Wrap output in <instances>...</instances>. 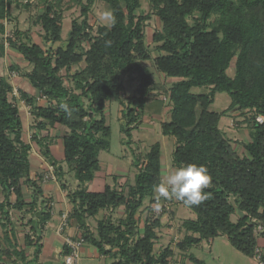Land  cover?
Wrapping results in <instances>:
<instances>
[{"label":"trees","instance_id":"trees-1","mask_svg":"<svg viewBox=\"0 0 264 264\" xmlns=\"http://www.w3.org/2000/svg\"><path fill=\"white\" fill-rule=\"evenodd\" d=\"M29 1L0 0V31L11 6L28 5ZM69 1L80 5L82 18L72 21L64 47L44 51L27 35L29 42L21 41L20 37L19 43L9 39L23 59L32 64L26 74L29 82L48 100L47 105L37 106L35 98L21 92L38 120L31 138L46 161L56 166L58 161L39 131L55 123L66 128L67 132L61 137V162L71 166L77 180L78 187L67 192V196L74 205L70 216L78 228L84 226L85 215L93 216L100 210L123 204V219L100 224L97 236L91 232L81 234V238L97 247L101 254H109V264H169L173 256L169 246L164 247L158 257L153 255L159 219H146L142 233L134 237L136 214L144 200L153 196L154 185L161 182L158 141L150 145L142 160L139 157L133 160L137 172L126 197L108 184L100 192L82 188L83 183L100 170V150L109 149L111 128L104 114L107 102L119 99L124 90L120 74L131 72L138 79L135 93L122 111L125 125L121 129L128 138L140 121L153 90V75L143 63L151 59V54L143 37L144 18L136 14L140 0H103L109 6L110 23L99 26L95 34L88 23V12L97 0ZM149 1L162 24L161 32L153 36L154 41L160 43L157 50L162 52L153 58L154 68L166 77L178 78L167 91L170 113L169 120L160 123L161 134L175 140L172 156L175 166L202 164L211 176V187L204 190L209 194L208 199L199 206L188 207L195 218L183 222L187 232L175 247L187 251L202 240L223 235L236 250L253 256L257 244L251 219L264 228V124L254 122L253 140L243 144L247 154L240 155L219 128V119L235 108L250 111L253 121L257 114H264V0ZM61 2L42 0L44 9L37 23L41 25L42 39L46 43L62 40L61 12L57 10ZM83 43H87L88 48L77 51ZM2 52L0 45V55ZM233 58H236L234 74L230 76L227 69ZM81 61L85 66L71 77L74 89L66 87L60 71L69 70ZM196 86L209 87V90L192 92L191 88ZM11 89L0 76V184L4 187L16 184L30 171L31 146L22 139L19 109L9 98ZM216 92H226L230 97L229 106L220 112L209 110ZM65 107L70 110V117ZM55 173L60 179L61 167L57 166ZM34 186L41 195L40 186L35 182ZM15 193L21 196L20 187H15ZM7 204L0 201V214H8ZM23 206L21 201L13 208ZM237 209L244 215L240 216ZM231 215H235L236 220H232ZM47 216L48 212L44 211L43 218ZM38 223L31 221L34 234ZM4 236L9 239L7 231ZM1 244L0 255L7 254L8 248L4 249ZM38 249L36 245L35 250ZM188 258L194 264H205L193 255ZM261 261L264 262V252Z\"/></svg>","mask_w":264,"mask_h":264},{"label":"rangeland","instance_id":"rangeland-1","mask_svg":"<svg viewBox=\"0 0 264 264\" xmlns=\"http://www.w3.org/2000/svg\"><path fill=\"white\" fill-rule=\"evenodd\" d=\"M24 3V2H23ZM43 3L42 0H31L28 5H12L8 16L3 20V30L0 31V45L3 46L2 55H0V76L3 77L12 87L9 93V98L14 102L19 109V114L22 121V139L29 143L31 149L29 151V160L31 162V170L28 176H22L18 179L16 184L12 183L8 187H4L0 184V201L8 203V214H0V242L1 246L9 247V242L4 238L5 231L12 233L15 240L24 237L25 245H31L34 243L32 235L34 233L31 230V221H34V217L41 212L39 208V195L36 193L34 182L39 186L43 180L59 181L63 185L64 189L73 191V186L76 185L77 180L74 178L71 166L61 162L62 147L61 137L67 130L63 126L55 123L53 125H46L45 128L39 131V135L46 138L49 148L53 151V156L58 161V165L53 166L46 158L41 155L39 146L33 141L31 136L35 131V125L37 118L31 113L30 105L24 100L21 92H25L28 96L35 98V104L38 106H45L48 103L47 98L42 96L40 92L34 88L27 78V73L31 71L32 64L23 59L21 54L11 45L9 42L21 41L29 42L25 38V35L30 37V41L39 44L44 51L55 50L57 47H64L67 44V37L71 29V23L73 20L80 21L81 7L78 4H72L69 0H62L60 6L57 8L61 12L60 23L62 26L61 37L62 40L55 43H46L43 41V30L41 25L37 23V17L42 13ZM109 6L103 0L95 1L88 12V23L91 27V32L96 33L99 26H109L110 19L108 16ZM136 14L144 18L143 24V37L144 42L151 54V59L143 61V63L151 71L154 84L153 90L147 98V107L141 115V119L135 125V128L131 131V137L128 138L123 130L122 125H125V120L122 117L123 108L129 104L130 97L135 93V89L138 84V79L134 73L127 72L121 73L120 77L123 81L124 90L120 93L119 99L108 101L105 108L106 124L111 128L110 146L108 150H100L99 152V164L100 172L98 177L104 178L106 173L112 172L113 182L115 189L119 194L127 196L129 193L130 185L133 184L134 174L137 172V168L133 163L135 157L143 159L150 145L153 142H159L161 145V151L164 153L161 156L162 173L161 181L164 179L165 167H168L169 171H174L177 166L174 165L173 157L171 160V154L173 156V145L175 147V140L172 136H163L160 130V123L169 120L170 103L168 100L167 91L171 85V80H177L178 78H169L164 74L159 73L154 68L153 58L162 52L157 50V45L160 44L154 41V33L161 32V21L156 13V10L152 7L149 0H140V7L137 9ZM20 30L25 32L24 35H18L16 32ZM27 33V34H26ZM21 38L20 40L18 38ZM88 44L83 43L82 48H77V51L81 49H87ZM235 59L233 58L227 73L232 76L234 74ZM85 62L81 61L78 64L72 65L69 70L63 68L60 74L63 79V83L66 87L74 89L72 75L75 71L83 68ZM209 87L196 86L192 87L191 91L195 93L207 92ZM87 105V100H84ZM230 104V97L226 92H216L212 103L209 105V110L220 112L226 109ZM254 122L252 119V113L244 109H233L226 112L219 119V127L224 133L225 137L230 141L234 149L240 154H247L243 148V144L252 142L254 135ZM174 142V143H173ZM50 149V150H51ZM51 151V153H52ZM172 152V153H171ZM40 156L41 159L38 157ZM45 161L46 164L42 167L38 165ZM59 166L62 169L63 175L59 179L55 173V168ZM53 175L54 178L49 177ZM51 175V176H52ZM47 176V177H46ZM100 177V179H101ZM106 182H110L109 175L105 176ZM65 184H64V183ZM15 187H20L21 196H17L15 193ZM78 187V184H77ZM76 187V188H77ZM82 188L85 189L84 186ZM158 193L153 194L151 197H147L142 207L138 210L137 216V232L134 237H137L142 233L144 222L146 219H159L162 216H166V220H163V227L170 230L163 232L159 229L154 241L153 255L158 257L162 253V249L166 246H172V242H177L182 239L185 232L183 222L187 219H194L195 214L186 206L179 203L175 199L165 200L160 198L157 200ZM24 203V206L20 209L13 208L15 203ZM32 205V206H30ZM98 216H84V226L79 227L81 234L84 232L92 233L97 236L98 227L100 224L107 225L108 222L117 223L124 217L123 204L115 208H107L100 210ZM114 214V215H113ZM90 218L92 220H90ZM233 220H236L235 215H231ZM85 219L89 220V224ZM75 221V220H74ZM76 223V222H75ZM160 225L156 228L158 229ZM78 226V225H77ZM24 234V236H23ZM185 235V234H184ZM170 238H169V237ZM172 236V237H171ZM166 237L169 239L166 240ZM221 236L214 238L213 248L217 245L222 253V257L219 260L214 256V250L211 252L207 247H191L189 253L196 257H201L206 264H239L234 255H239L236 250H233L229 246L223 248ZM167 241V242H166ZM210 244V241L208 242ZM228 249L230 251H228ZM176 258L171 259V264L178 263L179 260H186L188 257L185 254L179 253L177 248ZM81 256V255H80ZM107 257H103L102 260L108 263L110 260L109 254ZM27 257H25L26 259ZM83 260L79 259V264H82Z\"/></svg>","mask_w":264,"mask_h":264},{"label":"crops","instance_id":"crops-1","mask_svg":"<svg viewBox=\"0 0 264 264\" xmlns=\"http://www.w3.org/2000/svg\"><path fill=\"white\" fill-rule=\"evenodd\" d=\"M61 147H62V140H61ZM173 148H174V145H173ZM52 154H53V151H52ZM162 154L164 153L161 151V156ZM38 157L41 159L40 156ZM171 160H172V154H171ZM45 164L46 162L42 161L38 166L42 167ZM162 167L163 165L161 162V172H162ZM30 170H31V162H30ZM99 172L100 170L95 173L93 178L86 180L83 183V186L85 187L87 191L100 192V191H103L106 184L110 186L114 185L113 182L111 184V181L113 179V175L111 171L109 173L107 172L105 175V176L109 175L110 177V182L108 183L106 182L105 176L104 178L100 176L101 179L100 177H98ZM39 186L42 190V194L39 195L40 197L39 198V208L41 212L37 215L36 218L34 217L35 221L39 222L38 223L39 225L37 226V230L35 234L31 236L32 239H34V243L31 245H25L24 237L19 238V241L18 239L15 240L14 238L15 236L13 237L12 233L7 231L9 235V239H8L9 241L7 240L9 242V247H8L9 252L7 254L2 253V255H0V264H24L27 261H32L31 264H63V252L65 250L64 242H65L66 237H73V238L81 237L80 229L78 228L74 219L70 216L74 205L67 196L68 190L66 188L64 189L61 183L55 180L54 181L43 180L39 184ZM76 187H77V183L72 188L75 189ZM44 211L48 212V216L46 218H43ZM99 212L97 213L96 216L100 214ZM64 217H66L65 224L62 225ZM166 218L167 217L165 215L160 218V222L162 225L158 229L155 230L156 236L159 234L157 233L159 229L163 230V232L165 231V233L166 231L170 230L169 228L163 227V220H166ZM90 220L92 219L90 218ZM35 221H32V222L34 223ZM85 221L87 224H89L88 219H85ZM186 232L187 231L185 230L184 234H186ZM220 236L224 238V239H221L223 248L229 246L233 250H236L229 243V241L227 240L225 236L223 235H220ZM166 240L168 241L169 239L166 237ZM213 240L214 238L209 239V240H202L201 242L193 246L194 247H207L210 249L211 252L214 250L213 251L214 256L220 260L222 257V253L219 251L221 250L218 249L217 245H215V247L213 248L212 246ZM209 241H210V244L208 243ZM171 244L175 245V242H172ZM256 244L264 251V234H262L260 237L256 239ZM36 245H39L38 251L35 250ZM5 248L7 249V247ZM170 248L173 249L172 258L175 259L176 258V251H175L176 247L174 248L170 246ZM190 249L191 247L187 251H180L179 249L177 250L179 253H182L188 256V255H193L189 253ZM79 251L81 255L80 256L81 260H83L82 264H109L111 261L109 260L108 263L103 262L102 258L103 257L108 258L107 255L101 254V252L97 249V247H95L93 244L85 240H83V243L81 244ZM228 251L230 250L228 249ZM236 252L239 255H234V257H236L239 264H261L254 256H246L242 254L241 252H239L238 250H236ZM25 257L27 258L25 259ZM196 258L203 260L201 257H196ZM169 264H171V259H169ZM175 264H194V263L190 261L189 258L187 257L186 260H179V262Z\"/></svg>","mask_w":264,"mask_h":264},{"label":"clouds","instance_id":"clouds-1","mask_svg":"<svg viewBox=\"0 0 264 264\" xmlns=\"http://www.w3.org/2000/svg\"><path fill=\"white\" fill-rule=\"evenodd\" d=\"M113 19V23L114 18ZM71 116L70 110L65 107ZM211 187V176L208 168L202 164L190 163L176 167L174 171L164 170V179L154 185V192L158 193L157 200L175 199L187 207L199 206L208 199L209 194L204 190Z\"/></svg>","mask_w":264,"mask_h":264},{"label":"built area","instance_id":"built-area-1","mask_svg":"<svg viewBox=\"0 0 264 264\" xmlns=\"http://www.w3.org/2000/svg\"><path fill=\"white\" fill-rule=\"evenodd\" d=\"M255 121L259 124H264V114H257L255 116ZM52 175V174H51ZM49 176L51 178H54V176ZM47 177V176H46ZM65 218L63 219L62 225L65 224ZM251 222L254 223V235L257 239L262 235L264 232L263 226L257 222L255 219H251ZM83 243V239L81 237H66L64 242L65 250L63 252V264H79L80 259V247ZM264 251L256 245L254 249L253 256L261 263L264 264V262L261 261V255Z\"/></svg>","mask_w":264,"mask_h":264},{"label":"water","instance_id":"water-1","mask_svg":"<svg viewBox=\"0 0 264 264\" xmlns=\"http://www.w3.org/2000/svg\"><path fill=\"white\" fill-rule=\"evenodd\" d=\"M237 213L240 215V216H243L244 213L240 210V209H237Z\"/></svg>","mask_w":264,"mask_h":264}]
</instances>
